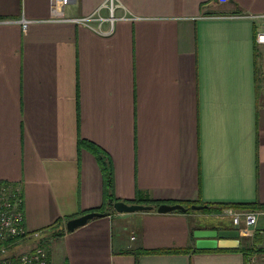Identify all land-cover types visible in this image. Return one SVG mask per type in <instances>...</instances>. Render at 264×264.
Segmentation results:
<instances>
[{
	"label": "crops",
	"instance_id": "1",
	"mask_svg": "<svg viewBox=\"0 0 264 264\" xmlns=\"http://www.w3.org/2000/svg\"><path fill=\"white\" fill-rule=\"evenodd\" d=\"M52 1L0 0V182L21 189L30 234L106 205L82 140L107 156L119 201L264 208V0H114L111 34L80 22L109 18L108 0H73L66 21ZM215 210L97 218L52 238L51 261L264 264V227ZM213 230L239 231L248 258L196 252L195 232Z\"/></svg>",
	"mask_w": 264,
	"mask_h": 264
},
{
	"label": "built area",
	"instance_id": "2",
	"mask_svg": "<svg viewBox=\"0 0 264 264\" xmlns=\"http://www.w3.org/2000/svg\"><path fill=\"white\" fill-rule=\"evenodd\" d=\"M73 0H53L52 14L55 21H66L64 8ZM220 3H227L228 0H219ZM104 8L109 9L111 16L102 17L99 13L80 20V22L96 33L111 34L114 30V23L118 20L114 16L117 6L114 0H108ZM261 21V29L256 34V43L264 44V15L258 17ZM96 24L95 26L93 24ZM110 24L109 31H103L102 26ZM25 25V24H24ZM25 198L21 189L11 182H0V264H52L50 257V245L52 238L42 236L39 233L30 234L25 225ZM233 215V223L239 227L244 219L248 228L257 229L259 217L264 213L258 212H236L230 211ZM264 244V229L261 230ZM132 239H135L133 237ZM33 241L34 248L21 255L13 251L17 246L26 245ZM249 264H256L252 259Z\"/></svg>",
	"mask_w": 264,
	"mask_h": 264
},
{
	"label": "water",
	"instance_id": "3",
	"mask_svg": "<svg viewBox=\"0 0 264 264\" xmlns=\"http://www.w3.org/2000/svg\"><path fill=\"white\" fill-rule=\"evenodd\" d=\"M114 211L119 214H136L140 212L157 211L159 214H167L174 211L186 212L187 208L183 205L162 204L159 207L142 205V204H128L124 201H118L114 204ZM193 211L207 210V205H194L191 207ZM109 212H92L82 215L77 218L70 219L66 223V231L74 232L79 228L88 225L91 221L97 218H104L109 216ZM239 231L224 230V231H196L195 238L197 239L196 248L199 250H236L239 249Z\"/></svg>",
	"mask_w": 264,
	"mask_h": 264
},
{
	"label": "trees",
	"instance_id": "4",
	"mask_svg": "<svg viewBox=\"0 0 264 264\" xmlns=\"http://www.w3.org/2000/svg\"><path fill=\"white\" fill-rule=\"evenodd\" d=\"M81 145L84 146L87 150H89L90 152H92L93 154H95V156L98 159L99 165L103 171L104 174V178H105V186H106V191H105V200H106V205L101 208V209H97V210H91L88 213H92V212H109V214H114L116 213L114 211V204L116 202H118L119 200H117L114 197V193H113V169H112V165L110 163V161L107 159V156L103 153V151L101 149H99L98 147H96L95 145H93L92 143L88 142V141H81ZM132 204H142V205H149V206H154V207H159L162 204H170V205H183L184 207L187 208V211L185 213H190L193 212L192 210V206L194 205H199L198 203H181V202H172V203H161V202H157L151 199H139L137 201H134ZM203 205H207L209 206L208 210H214L215 211H224L226 209H230L233 208L235 211H241V212H257L259 210H263V207H256L254 205H250V204H221V205H209V204H203ZM174 212H183V211H174ZM109 215V216H110ZM73 219V218H71ZM70 220V218L67 219V222ZM65 233H67L66 228L62 227V229L59 230H54L51 234V238H58L63 236ZM190 251V249H183V250H178L176 251L177 253H188ZM196 252H204L201 250H195ZM220 251H224V250H220ZM236 252H243L245 254V256L248 258V250H244L242 247H240L237 250H233ZM256 251H250V253H254ZM257 252H263L264 253V249H258Z\"/></svg>",
	"mask_w": 264,
	"mask_h": 264
},
{
	"label": "rangeland",
	"instance_id": "5",
	"mask_svg": "<svg viewBox=\"0 0 264 264\" xmlns=\"http://www.w3.org/2000/svg\"><path fill=\"white\" fill-rule=\"evenodd\" d=\"M205 210H202V211H198L196 213H204ZM260 220H259V226L260 227H264V217H259ZM242 220V223L244 221V219H241ZM33 244V241L29 244H26V245H21V246H17L15 249H14V253L17 254V255H21V254H25L27 252H29L32 248V245Z\"/></svg>",
	"mask_w": 264,
	"mask_h": 264
}]
</instances>
